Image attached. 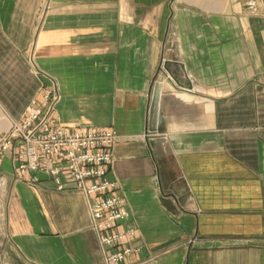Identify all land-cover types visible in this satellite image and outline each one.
<instances>
[{
	"label": "crops",
	"instance_id": "0c3cea01",
	"mask_svg": "<svg viewBox=\"0 0 264 264\" xmlns=\"http://www.w3.org/2000/svg\"><path fill=\"white\" fill-rule=\"evenodd\" d=\"M257 3L0 0V139L51 90L62 127L115 132L109 178L137 250L121 264H264ZM31 176L0 165V264H104L88 200Z\"/></svg>",
	"mask_w": 264,
	"mask_h": 264
},
{
	"label": "built area",
	"instance_id": "2783aa9c",
	"mask_svg": "<svg viewBox=\"0 0 264 264\" xmlns=\"http://www.w3.org/2000/svg\"><path fill=\"white\" fill-rule=\"evenodd\" d=\"M248 13L258 14L257 0H242ZM43 101L31 102L18 122L0 139V165L9 158L12 177L46 176L57 192L75 191L88 200L91 230L102 249L104 264H121L137 250L126 245L135 229H122L129 212L109 178L112 150L117 140L107 128L67 129L54 117L57 91H43ZM37 185L31 176L26 181Z\"/></svg>",
	"mask_w": 264,
	"mask_h": 264
},
{
	"label": "water",
	"instance_id": "95a60500",
	"mask_svg": "<svg viewBox=\"0 0 264 264\" xmlns=\"http://www.w3.org/2000/svg\"><path fill=\"white\" fill-rule=\"evenodd\" d=\"M156 97H157V88H156L155 91H154V97H153V101H154V102L156 101Z\"/></svg>",
	"mask_w": 264,
	"mask_h": 264
}]
</instances>
